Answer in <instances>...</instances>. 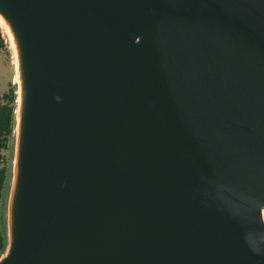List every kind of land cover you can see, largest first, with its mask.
I'll return each instance as SVG.
<instances>
[{
	"label": "water",
	"instance_id": "obj_1",
	"mask_svg": "<svg viewBox=\"0 0 264 264\" xmlns=\"http://www.w3.org/2000/svg\"><path fill=\"white\" fill-rule=\"evenodd\" d=\"M0 30V264H264V0H0Z\"/></svg>",
	"mask_w": 264,
	"mask_h": 264
},
{
	"label": "trees",
	"instance_id": "obj_2",
	"mask_svg": "<svg viewBox=\"0 0 264 264\" xmlns=\"http://www.w3.org/2000/svg\"><path fill=\"white\" fill-rule=\"evenodd\" d=\"M4 39L0 30V48ZM15 87L10 84L7 91L0 95V253L4 250L6 237L2 226L1 206L8 176L9 159L6 151L9 149L14 121Z\"/></svg>",
	"mask_w": 264,
	"mask_h": 264
},
{
	"label": "rangeland",
	"instance_id": "obj_3",
	"mask_svg": "<svg viewBox=\"0 0 264 264\" xmlns=\"http://www.w3.org/2000/svg\"><path fill=\"white\" fill-rule=\"evenodd\" d=\"M4 39V46L0 48V95L7 91L10 84H13L14 69H13V55L10 44L4 34L1 32ZM10 146L6 151V155L10 157Z\"/></svg>",
	"mask_w": 264,
	"mask_h": 264
}]
</instances>
